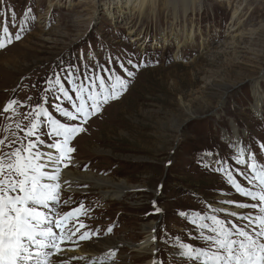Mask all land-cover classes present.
I'll return each instance as SVG.
<instances>
[{
    "label": "rangeland",
    "instance_id": "1",
    "mask_svg": "<svg viewBox=\"0 0 264 264\" xmlns=\"http://www.w3.org/2000/svg\"><path fill=\"white\" fill-rule=\"evenodd\" d=\"M56 1L51 8L52 0H0V32L5 25L13 33L24 29L21 40L0 49V109L11 98L29 105L11 119L0 116V138L23 137L17 124L33 122L25 113L42 101L52 73L62 74L61 64L85 72L109 57L141 64L122 97L74 139L71 164L61 165L139 190L103 199L91 184L69 182L59 211L80 203L91 210L81 219L100 234L78 242H115L114 264H192L179 257L176 238L199 247L208 242L194 239L199 229L178 212L214 214L209 205L241 215L253 211L220 203L250 201L213 168L238 146L245 159L253 152L264 161V0H151L140 11L123 8L120 0ZM48 103L58 117L57 101L50 97ZM232 167L247 174L244 165ZM149 224L157 240L154 254L144 255L129 246L146 238Z\"/></svg>",
    "mask_w": 264,
    "mask_h": 264
},
{
    "label": "snow or ice",
    "instance_id": "2",
    "mask_svg": "<svg viewBox=\"0 0 264 264\" xmlns=\"http://www.w3.org/2000/svg\"><path fill=\"white\" fill-rule=\"evenodd\" d=\"M23 31L21 28L13 33L5 25L0 32V49L21 40ZM60 67L62 74L54 71L45 81L48 87L43 90L42 101L25 113L26 117L34 118L30 126L22 128L17 124V131L23 132V137L15 136L10 142L7 137L0 138V264H68L69 259L84 260V257H64L61 245L88 241L100 234L81 219L91 211L83 203L63 215L59 211L61 165L67 168L71 164L76 151L74 139L86 131L85 126L92 118L102 114L105 106L122 97L142 65L131 58L109 57L102 65L92 64L87 72L79 71L80 66L76 64ZM50 97L57 101L58 117L50 111ZM27 99L30 101L32 97ZM28 106L11 98L0 109V116L11 119L10 113ZM260 147L264 149V145ZM244 151L238 146L236 154L228 160H216L213 170L223 173L230 188L250 201L220 203L253 211L241 215L209 205L214 214L205 215L195 210H192L194 214L178 212L199 229L198 236L193 238L208 242V246L199 247L180 242L177 237L181 259L192 264H264V161L258 163L253 152L245 159ZM233 163L244 165L247 174L245 168L233 169ZM153 209L155 214L162 212L155 201ZM215 213H222L225 218ZM228 216L232 219H227ZM237 221L247 223L240 226ZM106 232L111 234L113 227H107ZM206 232L211 234L206 235ZM156 240L154 235L153 241ZM116 256V250L112 249L99 259H90L89 264H114Z\"/></svg>",
    "mask_w": 264,
    "mask_h": 264
},
{
    "label": "bare ground",
    "instance_id": "3",
    "mask_svg": "<svg viewBox=\"0 0 264 264\" xmlns=\"http://www.w3.org/2000/svg\"><path fill=\"white\" fill-rule=\"evenodd\" d=\"M133 0H120L121 6L127 9L133 5L134 11L135 10H143L146 7L147 3L151 0H136V2H132ZM58 1L52 0L49 4V7L53 8ZM236 34V33H235ZM190 36V37H189ZM188 38H192V35H189ZM61 189H66V184L70 182L71 185L74 187L79 186L80 184H91L92 186L96 187L100 190V193L103 196V199H114L124 196L127 193L138 191L139 189L134 187H129L123 183H114L109 180L100 179L94 175L90 174H77L73 171H65L61 167ZM67 181V183H64ZM69 184V185H70ZM81 189V188H80ZM71 191V190H70ZM74 192V191H73ZM77 193V192H76ZM153 228L155 226L153 224H149L145 227L146 238L143 239L141 242L137 244H131L129 246L130 249L134 250L135 252H139L140 254L144 255H153L154 254V246L156 242L153 241ZM124 245L128 244L127 242H122ZM124 245H122L124 247ZM116 246L115 242H111L110 240H102L94 244H82L80 242L72 243V242H65L61 245L64 249L63 256L66 258L71 257H84V260L76 261L69 259L68 264H81V263H89L90 259L101 257L106 252H109ZM146 264H154L151 260Z\"/></svg>",
    "mask_w": 264,
    "mask_h": 264
}]
</instances>
